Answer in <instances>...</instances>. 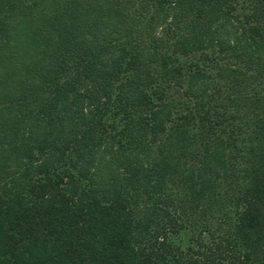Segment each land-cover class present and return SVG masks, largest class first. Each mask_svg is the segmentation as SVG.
<instances>
[{"label":"trees","instance_id":"1","mask_svg":"<svg viewBox=\"0 0 264 264\" xmlns=\"http://www.w3.org/2000/svg\"><path fill=\"white\" fill-rule=\"evenodd\" d=\"M0 264H264V0H0Z\"/></svg>","mask_w":264,"mask_h":264}]
</instances>
